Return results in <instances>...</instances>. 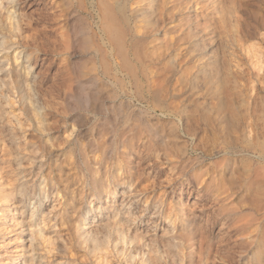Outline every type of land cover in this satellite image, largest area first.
<instances>
[{"label":"rangeland","instance_id":"rangeland-1","mask_svg":"<svg viewBox=\"0 0 264 264\" xmlns=\"http://www.w3.org/2000/svg\"><path fill=\"white\" fill-rule=\"evenodd\" d=\"M25 1L27 43L18 46L0 5V40L8 47L0 59L14 84H0V105L15 140L36 144L45 167L23 200L21 222L20 198L0 200V264L21 253L41 264H126L114 252L92 250L76 232L94 199L83 158L95 167L103 150L134 145L146 146L151 166L160 164L138 189L153 191L143 204L153 195L166 216L176 214L167 237L180 243L183 264H264V0ZM22 49L37 62L36 90L17 57ZM33 102L50 105L52 131L61 136L56 145L39 127ZM26 153L21 167L31 169ZM113 156L112 181L138 182L135 169ZM0 164V177L3 171L15 180L17 165L1 134ZM202 170L210 172L196 213L209 223L208 242L180 212L186 193L179 198V183H196ZM155 173L162 181L156 190ZM102 190L111 203L113 188ZM194 190L197 198L200 188ZM224 201L231 213L217 212ZM147 226L140 242L154 232ZM163 264H171L169 255Z\"/></svg>","mask_w":264,"mask_h":264},{"label":"bare ground","instance_id":"bare-ground-1","mask_svg":"<svg viewBox=\"0 0 264 264\" xmlns=\"http://www.w3.org/2000/svg\"><path fill=\"white\" fill-rule=\"evenodd\" d=\"M6 3L8 5H5L4 1L0 0V5L6 8V13L9 19L12 20V34L17 38L13 44H17V46L20 44H25L27 43V41L22 38L21 32L25 31L24 28V30H22V24L23 11L24 8L27 7L26 1L6 0ZM66 46L69 47V40H67ZM11 47H13L14 50V45H12ZM7 48L8 47H6L0 40V52ZM23 51L24 49L19 51L17 53V57L18 59L21 58L23 66L26 72L29 74L30 87L33 90H36L39 80V72L37 71L38 67L36 66L37 62L31 55V52H27V50L24 52ZM72 79L73 78H71V81ZM0 84L8 87L9 89H12L14 86L13 80L9 75L8 68H6L5 62L1 59ZM68 93L71 95L74 93L71 86L68 87ZM32 106L36 111L37 118H39V127L42 131L51 132V136L49 137V139L52 141L53 145H56L57 140H59L61 136L58 130H55V132L52 131V124L49 118V115H52V113L49 112L50 105L47 103L33 102ZM3 116L4 111L0 105V134L2 135L3 141L8 145L12 153V162H15V164L17 165V174L16 179L13 180V178H6L7 176H4L3 171H1L0 200H4L7 203L12 201V205L16 203L13 200H17L20 198V202L19 204H17L18 207H16L15 209L16 211H18L17 215H20V218L18 219L19 223V221L21 222L23 220L21 218L23 207H25V205H22L23 200L29 192L34 190L35 181L42 173V170L45 167V163L39 161L40 150L36 144L26 142L24 140H15L10 129L4 123ZM134 146H131L129 148V152L124 150L119 151L117 149L111 152L103 150L100 159L97 160L95 157L93 158V165H95V167L90 165L91 163L89 164V161L85 156V147H80L79 153L82 155L84 152L85 157L82 158L84 165H86L85 167L87 168V175H85L84 178L85 186H89L90 189L93 190L94 199L96 198L97 201L94 202L93 199L92 201L88 202L90 203V205L87 207L86 212L83 214V219L77 226L76 236L80 242L87 244L89 243L92 247V250L94 251L104 250L114 252L115 257L117 255V259L120 258L121 261L125 262L126 264H163L164 258L168 255L171 258V264H183V255L179 250L180 243L175 241V238L167 237V234L170 232V230L174 229V226H172L170 222L172 221L173 216H176V214H173V216H171L170 214L166 216L164 201H156L155 196L153 195L151 196L152 200L150 202L149 200H146V202L143 204L144 199L153 191H147L144 188L138 189L141 182L154 172L155 166L156 168L160 167V164L157 163L154 164V166H151L149 163H147L145 159L147 155L146 146L143 145V148L138 147L137 149L134 148ZM26 151H28L30 160L33 164V167L31 169H22L21 167L22 159L27 155ZM115 154H120L122 157V161L126 165L135 169L134 175L138 179V182L133 183V181L130 180L126 183L117 184L112 181L111 175L109 173L111 172L110 169H112L113 167V162L110 161L113 160V155ZM0 170H3L2 166H0ZM209 172V170H202L201 175L196 177V183L190 180L186 182L185 185L182 182H180L178 185L180 186L179 198L182 199L181 195H183V192L186 193L184 201L181 202L183 208H180V212L183 216H186L189 219L190 224H196L197 230L205 242L209 241L210 235L208 234L206 229L208 226L207 224L209 223L207 221H198V217H200V215H198L196 211L197 209H199V207H203L199 204L201 197L204 196V193L202 192L203 188L205 187L203 184L205 182V179H203V177L209 175ZM171 177L173 176L171 175ZM109 179L110 182H108ZM161 185L162 181L159 180L158 174L155 173L153 175L150 187L156 190ZM195 185H197V188H200V191H198L197 193V198H193L192 196V194L195 192ZM105 187L107 189L109 187L113 188V190L110 191V194L112 196V199L110 200L111 203H109L107 192L106 198H104L103 196L105 192H103L102 189H104ZM166 193L171 194L173 199L175 190L171 187L170 191H167ZM33 195H35V193ZM47 197L49 198L50 195H47ZM227 199L228 198H225L224 200ZM149 203L151 206H148ZM45 205H47V203ZM140 207L141 209L139 211ZM216 209L219 213L232 212V208L229 207L226 202L218 206ZM5 211L7 214L11 212L10 205L6 206ZM146 225H148L146 233H148L149 229H154L153 234L151 233L150 235L151 237L149 236V243L140 242L138 238V235L142 232V230H144V227ZM112 228L115 229L116 234H113ZM160 231H164V234L158 236V232ZM158 242L160 243V245H157ZM61 249H64L63 245H61ZM12 264L41 263L39 260H36L32 256L25 258L23 253H21L19 254V256L13 259Z\"/></svg>","mask_w":264,"mask_h":264}]
</instances>
